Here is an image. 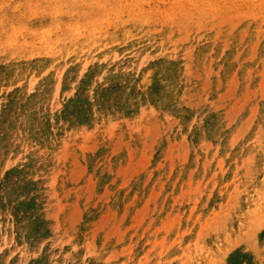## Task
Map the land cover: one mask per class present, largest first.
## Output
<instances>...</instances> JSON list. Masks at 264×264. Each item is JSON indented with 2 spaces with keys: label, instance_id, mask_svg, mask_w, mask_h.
<instances>
[{
  "label": "rangeland",
  "instance_id": "rangeland-1",
  "mask_svg": "<svg viewBox=\"0 0 264 264\" xmlns=\"http://www.w3.org/2000/svg\"><path fill=\"white\" fill-rule=\"evenodd\" d=\"M0 264H264V0H0Z\"/></svg>",
  "mask_w": 264,
  "mask_h": 264
}]
</instances>
